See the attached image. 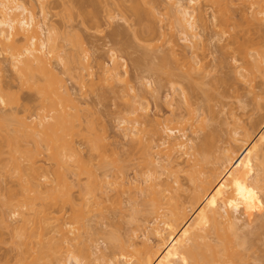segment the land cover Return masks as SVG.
I'll use <instances>...</instances> for the list:
<instances>
[{
  "label": "rangeland",
  "instance_id": "1",
  "mask_svg": "<svg viewBox=\"0 0 264 264\" xmlns=\"http://www.w3.org/2000/svg\"><path fill=\"white\" fill-rule=\"evenodd\" d=\"M28 1L29 0H27V5L30 2V1L29 2ZM33 1H34V3L31 4V2H30V5H28L29 6L28 8L32 10V8L30 6L35 4L36 10H34L35 8L33 6V8H34L33 12L37 15V18L38 19L40 17L43 18V15L46 14L48 24L50 25V28L48 30L49 32L44 31L43 34L41 33V35L44 36L45 33L51 34V37L52 36L54 37L53 38L54 42L56 41L55 38H57L58 45L56 43L55 44L59 47V48L58 47L57 48L59 49V52H60L59 53L57 50V53L61 55L62 53L65 52L63 54L65 57L63 55L62 56L59 55V57L56 54H55V56L53 55L54 57L52 56V59H54L55 62L52 59H51V62H52V64L54 63L53 65L55 67H57L58 72L61 73L59 75L61 77L63 76L62 78L66 80L65 82H67L66 84H68V88L70 89V92L73 95L71 97H73L74 100L71 98L72 100L70 99L71 100L70 101L69 100L70 97L65 98L66 95L63 96L62 94L60 95L61 97L57 95V98L60 97V99L54 98V97H56L55 93H53L54 97H52V100L54 102L58 101L57 103L59 104V106L60 107L63 106L62 110H64V108H65L64 111H62L61 109H60L61 111L58 110V113L62 114V115L65 114L64 116H66V119L68 120L69 127H71V124H72V127H71L72 130L69 129L70 132H67V134L69 133L68 134L69 137L66 136L67 134L65 135L66 139H67V137H68V139L65 140V138H64V140H65V144L63 145L64 151L66 149L70 154L69 155L65 151L66 155L64 157V159H65V162H63L64 165L60 164V166H57L59 164V161H60V163H62L61 160L53 161V158L51 159L50 158L51 156L50 155H49L50 157L48 156L49 152L45 151V150H47L46 147L44 148V152H43V149H41L43 154H41L42 152H39L40 150H38L37 152L34 151L33 154H35V156L38 159L34 160V157H33L30 160H27V156H25V157H21V159H23L22 162L24 161V158H25L26 161L24 163H26V162L28 163L29 161H30L29 163H32L31 160L33 159L36 162V163L34 162L35 163L34 165L36 167H38L40 171H43L45 169L44 171H46L48 173L47 174L46 172L43 173V172L38 171L39 173H42L40 175H42L43 178H46L43 176V174L47 175V176L51 174L48 177V179H49V181L52 180V182H54V184L56 182L58 183V181L60 179V181H62V182L59 181V183H61L60 187L64 188V189L63 188L62 189H63V191H65L67 197L68 198H72V197L75 198L73 207H74V210L76 209L75 211H77V209L82 208L80 206L81 203H80V188H79L81 178L79 179V177H81V176L83 178H85V177H84V175H81L80 173L78 174V172H79L78 168H79L80 164L84 163L83 159L85 160V162H87L91 158L92 161L90 159L89 162L91 161V163H94L93 165H97L99 167L98 172L108 171L107 173H109V175L112 176V175L116 174L117 169L115 168V170H114L113 166H115V165L113 163L110 164L109 162L113 161L114 158H117V159H119L121 164L125 165V167H126L125 168V174H126L127 178L130 179V181L135 182L138 179L141 181L143 179H147V177H146L147 173H144V172L150 171V170H147L148 168L149 169L151 168V170H153L158 165L157 164L156 165H150V167H148L147 166L148 164L145 162L146 159L142 160V158H141L142 154H145L144 153L145 151L143 152V150H145V149H143V146L146 145L148 142H150V139H152V138H154V139H152V140H154L153 143H156L155 139H158V140L160 139V138H158V135H157L158 133L156 132V128L158 126L156 124L154 127V124H155L154 122H157V120L165 119L162 122L167 123V121H166L167 118L173 117L172 114L176 113L178 121L180 122V120H182V121L184 120V122H180V123L176 122L178 124H176V123L171 124L170 123L168 126L170 127V125L174 124L173 127H175L176 125H178L179 127H182L180 131L184 132L187 135V138L194 139L193 140V141H195L194 143L198 144L199 146L202 147V149H204V153H205V155H207L209 157V159H210L211 154L207 153V151L211 152V153L214 152L213 153L214 156L211 155V159H213V160L210 159L211 163L209 161V163L205 164L207 166V169L205 168L206 167L205 165H204L205 167H203V169H205L204 170L205 171V173H204L205 177H206V175L209 174L211 176V178H210V176H208L210 178V179L209 178L208 179L212 180L213 179L212 176L215 177L214 174H216V176H217V172L213 173V171L219 170L218 173L221 172V170H220L221 166L224 164L222 166V172H224L226 174H224L225 176H223V173L221 172L220 176H217L218 180L219 181L223 180V182H227V186L231 187L232 189H233V187H235L236 188V190L234 189L235 191L238 190L236 192L237 194L234 195L232 193L231 188L230 189L227 188L228 190H231L230 192L229 191L228 192L232 193V195H234V197H230V194H229L228 198L230 199V201L226 202V206L227 205H229V206L227 208L226 207L225 208L229 211V213H231L235 217L239 218L240 222L242 224H247V225H245L246 227H243L244 229H241V231H243V232L245 231L247 233L244 236L245 239H247V237L249 240L251 239L250 241L247 240L249 242L246 244V246L248 248L247 250H249L248 254L251 252L249 254V257L250 256L251 257L248 258V254L245 251L244 257L246 259L242 255L237 256V255H239V253L234 256V259L236 260V258H237L238 261H241V263H243V264H247V263L248 264H264V224H263L264 223V188H263L264 187V127L262 129L259 128L260 130L257 129L258 127L264 126V124H262L264 122V118H262V117H264V74H263L264 69L262 68L263 71H261V69H258L259 67H262V65H264V60H263L264 58H262L263 54L261 53V50L264 53V14H263L264 13V0H228V1L227 0H221V2H220V0H214V1L213 0L212 1L211 0H193V2H192L193 4L191 3V5L189 4L190 3L189 0H182L184 4L186 3V5L187 4H188V6L190 5L189 8L191 9V12L193 13V15L195 12L194 16H196V17L195 18L193 17V18L194 19L198 18L196 20H193V21H196L197 26H198V28L196 26V30H195L196 34H198V35H196V37H195L196 40H195V38L193 39V41L195 40V43L192 40L188 39L194 43V44L190 43L193 45H195L198 42L196 44L197 46L195 45V47H193V46L191 47V45L189 44L190 41H188L186 43V41L184 40L185 36L183 35V33L181 34V32H180V30L182 31V28L180 29V27H181L180 22H178L177 18L175 19V17H172V16H177V14L175 13L176 11L174 9L175 5L171 4L172 2L174 3L176 0H174V1L171 0V2H169L170 0H157V1L151 0V1H153V2H151L152 5H150L149 0H148L149 4L143 0L146 3V5L149 6V9L150 8L153 9L152 10L153 14H155L156 17L152 16L153 15V14L151 15L152 12L150 13L148 11L149 9H147L148 6L146 7L144 2H142V0H139L140 1L139 5H141L139 7L141 9L143 8V10H141V11H143V14H144L143 16L146 18L141 16L142 13H140L141 18H139V16L137 15L138 12H136V14L134 13L136 11L135 7H133V5L135 3L133 4L130 0H73V1L72 0H69V1L68 0H48V2L46 3L48 5V7L46 8V10H45L46 13L44 12V14H43V11L41 10V8L39 7L40 5L38 4V2L36 0H33ZM36 3L38 4V6ZM70 3H71V5H70ZM171 5H173L174 8L170 7ZM150 6H154L155 10H157V11H155L154 8L150 7ZM193 6H195V7L193 8ZM145 7H146V9H145ZM199 7H202V9L204 11H202V9H201V11H199ZM70 8H71V10H68ZM170 8H173L170 10L171 12L169 11ZM144 9L147 12H149L150 17H149V15L146 16L147 12H144L145 11ZM195 9H197V10H195ZM216 9H218V10L215 11ZM257 9L261 10V11L259 12ZM219 10L222 11L223 15L225 12V16L221 15L222 13H220ZM68 11L69 12L71 11V13H69ZM154 11H155V13H154ZM172 11L176 15L172 14ZM197 11L200 13L203 12L205 15L203 14L202 15L203 17L200 18L199 13ZM214 11H215V13L218 12L220 14L217 13L216 14L217 16H216L213 13ZM243 11H245L244 14L246 16L243 14ZM41 12H42V14H41ZM253 12L254 13L257 12V13L254 14ZM156 13H158V14H156ZM258 13H260V14H258ZM164 14H166V15H164ZM241 14H243V15H241ZM67 15H69L68 16L69 18L67 17ZM71 15H72V17H71ZM135 15H136V17H135ZM218 15L220 16L218 21H220V18H222V17H224L223 18L224 20L221 19L222 21H220V22L216 21L218 19ZM213 16H215V17L213 18ZM170 17H172V18H170ZM204 17H206L204 19V21H206V22H204L202 20ZM42 18H40V19H42ZM141 19L143 21H141ZM214 19H215V21H214ZM226 19L229 20V21H227V27L224 26V24L226 23L225 22ZM198 20H199V22H197ZM200 20H202L203 25L200 24L201 23ZM172 22H174L175 25L172 24ZM236 22H238V24ZM218 23H219V25H218ZM178 25H180V26H178ZM147 28H149V29L147 30ZM221 28H223V30ZM55 29H56V31H55ZM142 29H143V31H142ZM152 29H153V31H152ZM224 29L225 30L229 29V30H227L226 31L227 33H226ZM63 31H64V35L60 36V34H63ZM145 31H147V32L145 33ZM219 31L220 32L222 31L223 33L222 32L219 33ZM142 32L145 33V35ZM148 32H149V34H148ZM215 32H216V37H215ZM217 33H218V35H217ZM56 34L58 36H56ZM69 34L70 35L74 34L75 36L72 38ZM79 34H80V37H82V38L79 39L78 42H79V44L81 41L84 42V43L81 42V44L84 46H82L81 44L79 45L77 42V39L80 38ZM212 34H214L213 35L214 37L212 36ZM219 34L220 35L223 34V35L220 36ZM230 34H231V36H230ZM153 35H155V36H153ZM224 35H226V36H224ZM234 35L235 36L237 35V38L240 36L241 39L238 38V41H237L235 39V37H233ZM63 36L67 37V41H66V38H64ZM74 38L76 41L73 44ZM152 38H153V40H152ZM221 38L223 40H221ZM58 39L59 40L61 39V41L64 40L63 41L64 45ZM68 39H70L71 41ZM197 39H198V41H197ZM232 40H234V41H232ZM145 41H147V42H145ZM150 41L152 42V44ZM235 41H237L240 44H241L240 41H242V43L244 41V43L241 45L243 47H245L246 50H244L245 48H243V47L241 48V45L239 44L240 50H238V47L236 46L237 47V49H236L237 51H236L235 45H237L238 43ZM143 42H144V44H143ZM230 42L233 45L229 44ZM60 43L62 46H60ZM76 43H77V45H75ZM224 43L226 45L229 44L228 46L231 45L228 48V50H226L228 46L227 47H226V45L222 46ZM187 44H189V45H187ZM248 44H251L250 45L251 47H249ZM172 45H175V47H173V48H175L176 50L175 51L172 50L173 54L171 57L170 53H172L171 52V46ZM245 45H247V46H245ZM63 46H64V48H63ZM154 46L155 47L157 46V47L155 48ZM147 47L148 48L153 47L152 48L153 51L151 50V48L148 49ZM196 47L198 49H196ZM247 47H249V48H247ZM222 48H223V50H222ZM248 49H249V51H248ZM257 49H259V50H257ZM241 50H242V52L248 51L249 54H247L248 56H246L245 58H247V59L249 58L250 59L249 61H247V59H245V58L243 59V55H245V53H247V52H244L243 54H242V52H238ZM77 51H80V52H77ZM150 51H152V52H150ZM224 51H226V52H224ZM234 51H235V53H234ZM258 51H260V53H256ZM153 52H154V54H153ZM164 52H166V53H164ZM79 53H81V54H79ZM162 53H164V54L162 55ZM174 53H177V55ZM226 53H228V54H226ZM87 54H89V55H87ZM145 54H147V55H145ZM150 54H151V56H150ZM167 54H169V55H167ZM179 54L184 55L183 57L193 56L197 61H200L198 63L199 69L196 71V74L198 75V73H200V72H201V74L207 73L205 77L203 76V78H205L204 79L205 81L203 80V78H202V81L208 82V83L206 82L207 84L204 83L205 85H207L208 88L207 87L206 88H195V89L188 88L189 86L185 85L188 82L186 81L187 83H185L184 80H182V82H181L179 77L177 78L176 75H175V77L173 75V77L170 80V78L167 79L165 74H163L159 70H158V72L162 73V75H164V76H161V74L156 72V70L158 69V66L160 65L159 63H161L160 62L161 56L159 57L157 55H162L163 57L166 55H167L166 57L169 56L168 61L171 57L172 63L174 62L173 63V66H175L174 69H176L177 64L175 63V61H173V59H174L173 56L174 55L178 56ZM237 54L239 56L241 54V57L236 58L235 55L237 56ZM77 55H79V57H77ZM113 55H114V57H113L114 59H112ZM260 55H262V56H260ZM8 56L9 55L7 54V52L5 53V51H0V59H1L0 60V66L2 67V70L0 69V86H2L1 88L6 87L4 89L9 92L6 94H10V95H7V96H10L9 100L8 101L6 100L8 102V103L6 102L7 105L6 104H4V106L2 105L3 108H2V110L1 109L0 110L3 113L6 112V113H9L10 115H11V113H10L11 111H12V113L14 112L11 115V117H13L15 115L13 117V119L11 117L8 118L9 115L8 116L6 115L7 118L9 119V122H11L12 120H13V122H15L18 119V122H21V123L23 122V125L24 124L27 125V123L24 121V120H26L25 118H27L29 120V122L32 119H34L35 121H33V122H35V123L31 122L27 126L24 125L26 127L25 128L22 124H19L17 122L11 124L7 121L9 123V124L7 123L8 127L6 125L7 130H6V127L4 130L0 129V148H1L0 152L3 153V154L0 153V156L2 157V158L0 157V161H1V165H0V181H1V183H0V195H2V197L4 195V188H5L6 184H9L10 186L12 184L13 185L15 184L16 186L12 185L13 187L11 186V188L12 189L15 188L17 190L19 189V181H18L17 174L13 173L14 171H12V169L15 165V161L11 162V164H7L10 161H12V159L14 160L13 155H15L17 153V151H16V153L13 154L14 150H12L10 145H9L8 137L10 138V137L15 136V134L18 133V132H15V129L20 130L22 128L23 130H22V132L19 131L20 132L19 134L24 135L25 137L29 136V138L26 137V139L28 140L27 141L25 139V137H23L22 140L23 141L25 140V141L24 142L23 141L18 142L17 145H18V147L22 146L21 151H24L25 148H23V147H27V148L29 147L30 150H29V148L28 149L26 148V150L32 152L31 147L33 148L34 146H36V143L34 142L35 143V145H34V143L32 142L35 140V138L32 136H36L37 138H39L42 135L41 134L42 132L40 133L41 135L38 134L40 128L38 129L35 126V124H37L36 120L38 122L39 119H41V120L44 119V117H45L44 115H46V116L48 115L47 119H45L46 122L43 120L46 124L52 120L50 117V115H52V113H49L48 109H47L48 107H46V105L51 101V99L45 101V99H47V98L43 97L44 93L42 94V90L40 91V89L37 87L30 89L31 87L29 88V82H27L28 83V85H27L26 81L24 80V82L26 83L25 84L23 82V79H21L22 76L19 77L20 74L18 75V73L14 70V68H12L11 63H9L10 60L8 59ZM154 56L157 58H155ZM232 56L235 58H233ZM253 56H260V60H259V57H257L258 59L256 61L255 60L256 57L254 58ZM2 57H5L7 60L5 58L2 59ZM60 57H61V59H60ZM62 57H64V58H62ZM183 57L180 56V58H183ZM222 57H224V58L222 59ZM118 58H120V59H118ZM158 58H159V63H157ZM56 59H58V60H56ZM59 59H60V61H59ZM116 59H117V64H118V67L120 70L118 68L114 70V68H113V65H115V63H113V62H115ZM237 59H240V60H237ZM261 59H262V62H261ZM111 60H114V61H111ZM181 60H183V59H181ZM254 60H255V62H257L258 65L259 64H261V65L255 66L256 63L254 62L255 65L253 64ZM258 60H259V62H258ZM119 61H122V62L120 63ZM227 61L229 63L231 61L232 62L229 64ZM241 61H245V62L240 63ZM82 62H83V65H82ZM111 62H112V64H111ZM224 62H226V63L223 64ZM248 62H249V64H248ZM89 63H90V65H89ZM220 63L223 65H221ZM245 63H246V65H245ZM151 64H152V66H151ZM169 64H170V61H169ZM202 64L205 66V68ZM231 64H232V66L230 67ZM171 65H169V66L171 67ZM183 65H185V62L183 63ZM243 65H245V66H243ZM76 66H78V67H76ZM84 66H86L87 68ZM156 66H157V68L154 70V68ZM242 66L245 69H246V67L248 68V66L249 67L255 66L254 68L250 67L251 69L253 68L254 70L249 69L250 70L249 72L252 71V73H250V77L252 75L253 78L251 77L250 79H248V77L247 78L242 77L243 80L241 79V75H238V74L240 72L241 73L246 72ZM236 67H237V70L239 71L238 74L236 72L237 70H235ZM239 67H240V69H239ZM81 68H82V70H81ZM255 68H256V70H255ZM67 69L70 71L65 72ZM111 69H113V70H111ZM185 69H187V68L185 67ZM200 69H201V71L198 72ZM204 69H205V71H204ZM202 71H204V72H202ZM253 71H256L257 73L253 72ZM236 74L238 75V77L236 76ZM107 75H109L108 78H107ZM197 75H195L196 78H197ZM39 76H37V77H39ZM125 76H126V78H125ZM218 76H220V77L222 76L223 79H226V78L229 79V80L226 79L224 82H226V81L228 82V81L232 80V82L230 81L231 83H233L232 86L230 88H228L227 82L226 83L223 82V83H221L222 85L217 84L218 87H222L224 84H226L222 88L214 87L215 85L213 84V81H214V83L216 81L218 82V80H215L214 78L216 77L218 79ZM43 77H40V79H42ZM127 77H128V79H127ZM201 77H198L200 82H202L200 80ZM165 79L167 81H165ZM174 80L176 81V82H174L176 87L180 88L179 85H181L183 87L186 86L185 92L186 93L189 92L188 95L191 97V98H189V100L191 99L190 101H188V102L186 101L187 103L184 101V96H183L184 94H182L180 91H178L179 88L176 91H172V88L170 89V86L172 87V85H173V87H174V84H172L170 86H169V84L173 83ZM179 80H180V82H179ZM126 81L130 82V84L132 86L129 83L127 84ZM170 81H172V82L170 83ZM183 81L185 84H183ZM195 82H198V81H195ZM200 82H199V84H201ZM209 83H212V85H214V86H212V85L210 86ZM229 83H228V85L231 84V83L230 84ZM162 84H164V86ZM126 85H128V87ZM201 87H203V85ZM205 95H208V96H205ZM62 96H63V98H65L67 100L63 101ZM133 97H135V99ZM17 98L19 101L17 100ZM59 100L61 101L60 103H59ZM129 100H130V103L128 102ZM170 100L173 101V104H170V103H172ZM74 101H76V102L78 101L77 102L78 105H76V103ZM44 102H45V104H44ZM63 102H65V103H63ZM189 103H190V105H189ZM1 104L2 103H0V105ZM131 104H132V106L133 105H135V106L132 107ZM169 104L174 105V106L170 107ZM184 104H187V105H184ZM48 105L50 106V103ZM59 106H58V108H59ZM128 106H129V109H128ZM136 106L137 107L139 106L138 107L139 110L137 113L129 115L128 114L129 112H128V113H126V115L128 117L131 116L133 119L137 118V120L139 121L137 127H138V131H140V134H139V136H137L138 134L136 133L134 136H132V137L130 136L127 138L126 136H124V133L122 130L124 128V127H122V125L123 126L125 125V124H123L122 119L126 116L125 115L126 111L135 110ZM186 106L189 108H187ZM42 107L44 109H42ZM125 108H127L128 110ZM191 108H192V110H191ZM66 109H67V111H66ZM172 110H174V112ZM192 111L194 112V114L192 113L194 116H192L190 113ZM139 113H141L140 116L144 115L143 118H139L140 117V116H138ZM22 116L23 117L25 116V118H23ZM16 117H17V119H15ZM48 118H49V120H48ZM202 118H204V119H202ZM10 119H11V121H10ZM141 119L142 120L144 119L146 121V123L145 122L143 123L144 120L141 121ZM260 119L263 121L262 123H261ZM150 120H152L151 123H150ZM199 120L203 121L204 124L201 123V121H199ZM257 120L258 121L260 120V123L262 124V126L257 125L258 127H255ZM43 121L41 122L43 124V126L41 125L42 127H44V125H45V123ZM175 121H177V120H175ZM205 121H206V123H205ZM71 122H73V123H71ZM254 122H256V123L253 124ZM32 123L34 125L33 128L36 127L38 130V133L36 132V130L31 128V126H29ZM75 123L78 126H76ZM192 123H193V125H192ZM200 124L204 125L203 129H202V125H200ZM206 124H208V125H206ZM252 124L254 125L255 128H251ZM258 124H259V122H258ZM38 125H40V123H38ZM73 125L79 129H77V128L75 129ZM42 127H41V130H44V128H42ZM183 127H184V130H182ZM73 128H74V130H73ZM178 129H180V128H178ZM33 130H34V132L37 133V135L36 134L33 135L34 134V132L32 133ZM80 130H81V132H80ZM246 130H247V133H245ZM248 130L252 134V137H251V134L248 132ZM76 131H78V132H76ZM235 131H237L238 133ZM1 132L3 133V135ZM73 132H75V133H73ZM13 133H15V134L13 135ZM23 133H26V134H23ZM30 133H32V135H30ZM78 133H79V135H78ZM155 133H157V134H155ZM211 133L214 135V137H212L213 135ZM248 133L250 135H248ZM19 134H16V135H19ZM73 134H74V136H72ZM76 134H77V136H76ZM177 134H180V132ZM207 134L208 135L210 134L211 136H208ZM141 136L143 137L144 140L146 139V142L144 141L146 144L144 142H142L140 144L141 141H139V140H141L140 139V138H142ZM207 136L210 139L212 138L211 142L209 141L210 139L208 140ZM148 137H150V138H148ZM204 137L207 139L205 140ZM90 138H91V140H90ZM236 138H237V140H235ZM147 140H148V142H147ZM207 140L210 143L214 142L212 144V146L208 145L209 142ZM96 142H97V144H96ZM158 142H160V141H158ZM66 144L68 145V147ZM93 144H94V146H93ZM142 144H144V145H142ZM44 145H45V143H44ZM6 146H7V148L9 147V149H7ZM42 146H40V148L44 147V146L43 147ZM72 147H74L76 150ZM94 147L96 148V150ZM97 147H99V148H97ZM207 147H208V149H207ZM34 148H33V150L37 149V147H36V149H34ZM144 148H145V146H144ZM209 148L211 150H209ZM213 148H215V149L212 150ZM10 149L12 152L9 151ZM20 149H21V147H20ZM77 149H79V150H77ZM106 149H107V151H106ZM205 149H207V151H205ZM8 152H11V153H9L10 155L13 154L12 158H10L11 156L8 155ZM79 152L81 155L79 154ZM101 152L102 153L104 152L103 156H102ZM232 152L235 154H233ZM74 153L75 154L77 153V154L75 155ZM6 154H7V156H6ZM23 154H24V152H23ZM232 155H235V158H236L237 163H238V165H236V164L235 165L239 167L238 168L239 172H237L238 170L237 171L233 170V173L228 171L230 169L231 165H230V163L228 164V161L226 158L230 159V156H232ZM29 156H30V154H29ZM66 156H68V157H66ZM40 157H42V158H40ZM73 157H75V158H73ZM102 157H105V159L107 158L105 160L106 162L109 161L108 163H106V162L104 163V164H106V166H104V164H103L104 161H103ZM144 157H145V155H144ZM184 157H187V158H184ZM190 157L186 156V155L180 157L179 161L177 162V163H179L178 166L175 165V169L173 168L175 171H177L176 167L179 169L177 171L179 184L178 185L175 184V185H176V187H178L180 185V188L178 189L179 191L176 190L175 193L178 197V200L183 201L181 205H177V206H181L179 208H182V209H179V208L178 209L180 211L186 210V212L190 216V217L188 216V218L190 219V222L192 221L191 223L188 224L189 226H191V229H189L190 227L188 228V225H187V228L190 231H185V229L183 227L186 228V226H180V228L178 230H179V232H182V231L185 232V233H183V232L182 233H183V236L185 235L184 239H186V240L188 239V237L190 235H193L192 237H189V239L190 240L192 239V241H193V237H195L194 242L196 240L197 242H195V243L197 245L203 247V248H206L207 244H209L210 241L212 242L214 240L215 241L213 243L215 245V243H219L220 240L222 239L223 241H221L219 243V245H221V244H223L222 242L225 241L224 239L226 237H224V236L231 234V232H229L228 229L226 230L225 227L223 228V226H225L227 224H225V222H223L222 219L219 221V223L215 224L214 221L210 218V216H208L209 218H205L207 215H209L208 212H206L207 213L206 216H205V213L201 214L202 211L205 212L204 210H202L203 204L199 205V204H201V203H199L198 205L200 207H198V205H197L198 202L196 204H195V202H194V204L191 203V201L193 202L192 198H193V195L195 193V188H194L195 183L191 181L190 176H192L193 172H198L197 170H199V172H200L201 170H200V167H193L192 162L194 160V157L192 156L191 157L192 160L189 161ZM28 158H30V157H28ZM235 158H233V159H235ZM40 159H41V161H40ZM66 160H68V161H66ZM214 160H215V162H214ZM37 161L38 162L40 161L41 163L42 162L43 163L39 164ZM57 161H58V163H57ZM89 162H87L88 166L90 164ZM2 163H5L6 165L5 164L2 165ZM67 163H68V165H67ZM87 163H86V165H87ZM74 164L76 167L74 166ZM107 164L108 165L110 164L108 166V168H107ZM208 164H210V165L208 166ZM7 165H8V167L9 166L10 167L8 168ZM12 165H13V167H12ZM41 165L44 166V169L41 168L42 167ZM189 165H190V167H189ZM84 166H85V164H84ZM90 166H91V164H90ZM153 166H156V167H153ZM212 166H217V168L219 167L220 169L217 170V168L215 169ZM105 167H106V169H105ZM209 167H210V169H209ZM5 168L11 169V172H7L9 170H7V169L5 170ZM49 168L51 171L49 170ZM59 168H60V170H59ZM72 168L75 170H73ZM231 168H233V166ZM235 168L236 167H234V169ZM47 169H48V171H47ZM62 169H65V171H68L67 172L68 174L64 170L62 171ZM206 170H207V172H206ZM210 170H211V173H210ZM60 171H62L63 173L62 172L60 173ZM163 171H164V174L163 175L161 174V178H160L161 180L164 179L163 177H165V179H166V177L169 176L170 168L166 166ZM150 172H148V173H150ZM6 173L7 174L10 173V175H12V176H9V175L7 176V175H5ZM141 173H143L144 175H142ZM212 173H213V175H212ZM234 173H235V176L238 175L236 177V179H235L234 175L232 176V174H234ZM59 174H62L63 176L60 175V178H59ZM65 175H67V176H65ZM201 176H203V175H201ZM40 177L41 176H39L38 179L41 181V183L42 182L44 183V181H45V184L47 185L48 180L44 179V181H43V178H40ZM69 177H71V178H69ZM142 177H143V179H142ZM226 177H227L228 181H224V180H226L225 179ZM50 178H52V179H50ZM82 181H84V180L82 179ZM232 182L234 183L233 187H232V184H233ZM229 183H232L231 186ZM45 184H44V186H45ZM64 184H66V185H64ZM135 184L137 185L138 182H136ZM9 185L8 186L6 185V188H8ZM67 185L70 187H68ZM136 185L135 186H134V184L131 185V187L126 190V192H122V193L119 192L118 189H108V193L102 195V200H101L102 205L100 206L101 208L98 209V208L94 207V211H93V208H91L93 212H91V213L89 212V214H91V217L89 216V220L82 219V216H81V220H80V218H78V217L76 218L73 216L74 220L76 222L73 221V218H72V222H70L71 221L70 218L72 217L71 215L73 214L72 207H70V204H68V203H65L63 205L61 204L59 207L62 209V211L58 212V214H55V215H58L60 217V221H63L62 219H64V221H66V223L68 222L69 225L66 226L67 225L66 224L65 225L66 228H64V230H66V234L68 233V235L65 234L66 235L65 236V235L59 234L57 231L55 232L56 226L60 223L59 220L58 221L55 220V223L54 222L51 223L50 228H52V225H54V227H55V228L54 227L52 228V229H54L53 230L54 233L51 229V231L47 235H51L53 233V234L60 235V236L62 235V237L65 236L64 240L61 237V241H59V242H62V240L65 241L64 242L65 245H63V247H66V245L69 246V247H66L67 252H69L68 248L70 249L71 247L73 248L72 251H74V249L76 252H78V250L81 251V253L83 255V257L81 258L82 264L86 263L85 262V261H87L86 258H88V261L89 260L91 261V264H109V263L110 264H137V257H138V254L140 252H142V255L147 253L151 257H156V253H160L163 251L164 253H162V254L165 255L167 250L169 251V249H170V244L172 245L173 244L172 242L175 241V240H171L170 235H171V233H172V235L174 233V236H175L176 233L173 232L174 230L172 231V229H171L172 227L170 228V226H172V224L167 222L168 219L165 220V217H162L161 219L164 222L159 218L158 219L160 221H158V219L155 218L156 215L151 214V213L148 214V209L150 208L148 201H147L148 191L146 192V190H145L144 192L141 193L139 189L135 188ZM224 185H226V184H224ZM227 186H225V187H227ZM144 195H145V197H144ZM69 196H72V197H69ZM218 200H220V199H218ZM216 202L219 203V201H217V200H216ZM79 203H80V205H79ZM146 203H147V205H146ZM179 203H181V202H179ZM190 203H191V205H189ZM236 203L238 204V209L235 208ZM98 205H100V204H98ZM194 205H196V206H194ZM75 206H76V208H75ZM145 206H147V208H145ZM185 206H188L189 208L188 207L186 208ZM191 206L193 207V212H192ZM194 207L196 210L194 209ZM216 207L219 208L218 205ZM200 208L202 211L199 210ZM220 208H221L220 210L223 211V204H222V206H220ZM139 209H141V210H139ZM203 209H205V207ZM196 211H197V213H196ZM77 212L80 214L79 211H77ZM77 214H76V216H78ZM197 214H199V217L201 215H203V217L205 216L204 219H203V217H200L201 218V220H200V218L197 217L198 216ZM69 216H71V217H69ZM196 219H199V220H196ZM205 219H206V223H205ZM156 220H157V222H156ZM169 220H170V218H169ZM3 221H5V218L4 219L1 218V210H0V264H17V263L19 264V262L17 261L18 251L15 250V248H17L18 246H17V243H15L16 239L14 238L15 235L17 236L19 223L16 221L15 217L11 218L10 216L8 217V219L6 218L5 223ZM8 221H9V224L7 223ZM52 221H54V220H52ZM145 221H146V223H145ZM179 221H180V219L178 220L177 223H179ZM161 222H163V223H161ZM220 222L223 223L222 224L223 226L221 225ZM2 223H4V224H2ZM80 223L81 224L85 223V225H81ZM87 223L88 224L90 223L89 226L91 225V227H89V228H91V231H89L87 229L86 230L89 231L91 234L90 233L86 234L84 232L85 226H86V228L88 227ZM138 224H140V226H142L143 228L139 227ZM181 224H182V222H180L179 225H181ZM190 224H192V225H190ZM5 225H7V227ZM200 225H201V228H200ZM155 227H158L159 230L156 231V233L152 234L150 229L152 230V228H155ZM219 227L221 228L220 230H218ZM145 228H148V230L150 231V239L151 240L148 244L144 243V238L142 236V233H143L142 231H144ZM56 229L58 230V228H56ZM182 229H184V230H182ZM64 230H63V232H65ZM133 230H134V232L131 233V231H133ZM180 230H182V231H180ZM199 231H201V232L199 233ZM219 231H221L220 235L217 233ZM61 232H62V230H61ZM186 232L189 234H187ZM226 232L229 234H227ZM243 232H242V234L240 232V234L242 236L244 235ZM255 233L257 235H253ZM131 234H136V235L134 236V238L130 239L129 236ZM221 234H223L222 238H221ZM258 234H260V235H258ZM47 235H46V238L48 237ZM246 235H248V236H246ZM186 236H187V238H186ZM218 236H220V237H218ZM229 236L232 237L233 234L229 235ZM68 237H70L71 239H69ZM113 237L118 238V241L116 239L117 242H115V243H118V248H116L115 243H114V247L116 250L115 249L111 250L114 252V253L113 252L111 253L110 249H107L106 246L108 245L107 243L110 244L111 241H112V243L114 242ZM67 238H68V240L66 242L65 239H67ZM111 238H113V240ZM216 238H218L219 240H216ZM253 238H255V239H253ZM11 239H12V241H11ZM48 239H51V238L49 237ZM166 239H168L167 241H169V242H167V243H169V245L167 243H165ZM227 239L228 238H226V240ZM57 240H59V238H57ZM186 240H185V242H186ZM227 243L229 244V242H227ZM228 244L225 243V244H223V246L226 245V247H228L227 246ZM167 245L169 248L167 247ZM109 246L112 247L111 245H109ZM166 247L168 248L167 250H166ZM220 247L222 249V245ZM235 247H237V246H235ZM238 247L234 248V249H238ZM251 248H253V249L251 250ZM156 249H157V252H155ZM223 249H224V247H223ZM148 251L150 253H148ZM67 252H66V255L68 254ZM166 255H167V257H166ZM166 255H165L166 259L168 257L171 258L170 251H169V254L167 252ZM246 255H247V257H246ZM241 256L243 257L242 260H241V258H242ZM110 257L111 258L115 257L116 262L113 261V263H112L111 261H109ZM239 257H241V258L239 259ZM113 258H112V260H114ZM169 258H168V261H170L171 264H178L177 261L169 259ZM244 259L249 260V261H245ZM87 264H90V262H88ZM238 264H240V262Z\"/></svg>",
  "mask_w": 264,
  "mask_h": 264
},
{
  "label": "bare ground",
  "instance_id": "2",
  "mask_svg": "<svg viewBox=\"0 0 264 264\" xmlns=\"http://www.w3.org/2000/svg\"><path fill=\"white\" fill-rule=\"evenodd\" d=\"M30 2H31V4H33L34 3V1L33 0H29ZM28 1V2H29ZM37 2H38V4L40 5L39 7L41 8V10L43 11V14H44V12L46 13V8L48 7V5L46 4L47 2H48V0H36ZM69 1V0H68ZM73 1V0H72ZM71 1V2H72ZM134 5H133V7H135V14H136V12H138L137 13V15L139 16V18H141L140 17V13H142V15L141 16H143L144 14H143V11H141V10H143V8L141 9L139 6H141V5H139V0H130ZM144 1H146V3H148L149 4V2H148V0H144ZM143 0H142V2H144ZM150 1V5H152L151 4V2H153V1H151V0H149ZM157 1V0H156ZM174 1V0H173ZM212 1V0H211ZM214 1V0H213ZM228 1V0H227ZM30 2H29V4L28 5H30ZM127 2V1H126ZM169 2H171V0L169 1ZM190 2V3H189ZM189 4L191 5V3L193 2V0H189ZM196 2V1H195ZM220 2H221V0H220ZM256 2V1H255ZM254 2V3H255ZM146 3L144 2V4L146 5ZM168 3V2H167ZM217 3V2H216ZM37 4V3H36ZM38 4H37V6H38ZM49 4V3H48ZM171 4H173V5H175V8L173 7V5H171L170 7H173L174 9H175V13L177 14V16H172V17H175V19L177 18L178 19V22H180V24H181V27H180V29L182 28V31L180 30V32H181V34L183 33V35L185 36V38H184V40L186 41V43L188 42V41H190V40H192L193 41V39L196 37V35H198V34H196V32H195V30H196V26H197V23H196V21H193V20H196V19H198V18H196V19H194L196 16H194L195 15V12H194V15H193V13L191 12V9L189 8V6H188V4L186 5V3L184 4L183 3V1L182 0H176L174 3L172 2ZM193 4V3H192ZM259 4V3H258ZM27 5V0H0V51H5V53L7 52V54L9 55L8 56V59L10 60V62L9 63H11V66H12V68H14V70L18 73V75H19V77L20 76H22V78L21 79H23V82H24V80L26 81V83L27 82H29V88L30 89H32V88H39L40 89V91L42 90V94L44 93V98L46 97L47 99H45V101L46 100H49V99H51V101L49 102L50 103V106L47 104L46 105V107H48L47 109H48V112L49 113H52V115H50V117H51V121H49V123H45L46 122V120L45 119H47V116L46 115H44L45 117H44V119H39L38 120V122H37V120H36V123L37 124H35V126L39 129V133H38V130H37V128L35 127V128H33L34 127V125H33V123H35V122H33V121H35L34 119H32L30 122H29V120L27 119V118H25V116L23 117V118H25L26 120H24L26 123H27V125L28 124H30L31 122H33L31 125H29V126H31V128H33L34 130H36V132L38 133V134H40L41 132V136L39 137V138H37L36 136H32V137H34L35 138V140L34 141H32L33 143L35 142L36 143V146H34L33 148L34 149H36V147H37V149L36 150H33V148L31 147V150H32V152H30V151H28V150H26V148L27 147H23V148H25L24 149V151H21L22 150V146H19L18 147V142H22L23 140H22V138L23 137H25L24 135H21V134H19L20 132L19 131H21L22 132V128L19 130H16L15 129V132H18V133H16V134H19V135H16L15 133H13V135L15 134V136H13V137H8V141H9V145H10V147H11V149L12 150H14V152H13V154H15L16 153V151H17V155L15 154V155H13V154H9V153H11L12 151H11V149L9 150V151H11V152H8V155L9 156H11L10 158H12V155H13V158H14V160L12 159V161H10L9 163H7V164H11V162H14L15 161V165H14V167H13V165H12V167H13V169H12V171H14L13 173H16L17 174V177H18V181H19V189L17 190V189H12L11 188V186L13 185H9V184H6L7 186L9 185V187L8 188H6V185H5V188H4V195H3V197H2V195H0V210H1V218L2 219H4L5 218V221H3L4 223L6 222V218L8 219V217L10 216L11 218L12 217H15L16 218V221L19 223V226H18V233H17V236L15 235V239H16V242L15 243H17V248H15V250L16 251H18V254H17V261L19 262V264H82L81 263V258L83 257V255H82V253H81V251H79L78 250V252H76L75 251V249H74V251H72L73 250V248L71 249H69L68 248V250H69V252H67V249H66V247H69V246H67L66 245V247H63V245H65V241H63L64 240V238H65V236L66 235H68V233L66 234V230H64V228H66V226H68L69 224H68V222L66 223V221H64V219H62L63 221H60V217L58 216V215H55V214H58V212H61L62 211V209L59 207L61 204L63 205V204H65V203H68V204H70V207H72V210H73V214L71 215V216H69V217H71L70 219H71V221L70 222H72V218H73V221L74 222H76L75 220H74V217H78V218H80V220H81V216H82V219H86V220H89V216L91 217V214H89V212L91 213V212H93L94 211V207L95 208H101L100 206L102 205L101 203H102V195H104V194H107L108 193V189H118V191L119 192H126V190L128 189V188H130L131 187V185H133L134 184V186L136 185L135 183L136 182H138V184L136 185V187L135 188H137V189H139L140 190V192L142 193V192H144L145 190H146V192L148 191V195H147V201H148V204H149V206H150V208L148 209V214H154V215H156V219H161L162 217H165V220L166 219H168L167 220V222H169V223H171L172 224V226H170V228L172 229V231L173 232H175L176 233V235L174 236V233H173V235H172V233H171V235H170V237H171V240H175L174 242H172L173 244V246L170 244V249H169V251H170V256H171V258H169V259H172V260H175V261H177L178 262V264H238L239 262H240V264H243V263H241V261H238V259L236 258V260L234 259V256L235 255H237L238 253H239V255H237V256H240V255H242L243 257H244V253H245V251L247 252V254H248V251L249 250H247L248 248H247V246H246V244L251 240H249L248 239V237H247V239H245V234H247L245 231L243 232V231H241V229H244L243 227H246L245 225H247V224H242L241 222H240V219L239 218H237V217H235L234 215H232L231 213H229V211L226 209L229 205H227L226 206V202H228V201H230V199L228 198V196H229V194H230V197H234V195L235 194H237L236 192L238 191H235L236 190V188L235 187H233V185H234V181L232 182V183H229L230 184V186H231V184H232V187H233V189L231 188V187H229V186H227V182H223V180H221V181H219L218 180V178H217V176H220V174H221V172H222V166L224 165H222L221 166V169L218 167L217 168V166H212L213 168H217V170L218 169H220L221 170V172H219L218 173V171H213L212 169V171H213V173H215V172H217V176H216V174H214V176L215 177H213L212 176V178L215 180L216 178V180L214 181L213 179L212 180H209L210 178H211V176L208 174V175H206V177H205V175H204V173H205V169H203V167H205L206 165L205 164H207V163H209V161H210V163H211V160H213V159H211V155H213L214 156V152L213 153H211V152H208L207 151V149H208V147H207V149H205V151H207V153H209V154H211L210 155V159H209V157L207 156V155H205V153H204V149H202V147L201 146H199L198 144H196V143H194L195 141H193L194 139H192V138H187V135L184 133V132H181L180 130H181V128L182 127H179L178 125H176L175 127H173L174 126V124L173 125H170V127L168 126L170 123L172 124V123H176V122H178V123H180V122H184V120L182 121V120H180V122L178 121V119H177V116H176V113L174 114L173 112H174V110H172L173 112V114H172V116L173 117H169V118H167V123L165 122V123H163L162 121L163 120H165V119H163V120H157V122H154L155 124H154V127H155V125L157 124V128H156V132L158 133H155V134H157L158 135V138H160L159 140L158 139H155V142L156 143H153L154 142V140H152V139H154V138H152V139H150V142H148V140H147V144L145 143L146 142V139L144 140L143 139V137L142 138H140L141 140H139V141H141L140 142V144L142 143V142H144L146 145H144V144H142V145H144L145 146V148H144V146H143V149H145V150H143V152L145 153V154H142V160H144V159H146L145 160V162L148 164H146L148 167H150V165H158L157 167L156 166H153V167H156V168H154L153 170H151V168L149 169H147V170H150V171H143L144 173H147L145 176L147 177V179H143V177H142V181L141 180H137V181H135V182H133V181H130V179H128L127 178V176H126V174H125V165L124 164H121L120 163V161H119V159H117V158H114L113 159V161H111V162H109V161H105L106 159H105V157H102L103 158V164L106 162V163H113L115 166H113L114 168V170H115V168L117 169V171H116V174H114V175H109V173H107L108 171H106V172H104V171H101V172H98L99 170V167L97 166V165H93L94 163H91V161H92V159H91V161L89 162V160L87 161V162H89L90 164H91V166H90V164H89V166H88V163L87 162H85V160L83 159V161H84V163L83 164H80L79 165V168H78V174L80 173L81 175H84V177L85 178H83L82 176L81 177H79V179H80V184H79V188H80V203H81V205H80V203H79V205L82 207V208H79V209H77V211H79L80 212V214L77 212V211H75L74 210V201H75V198L74 197H72V196H69V197H72V198H68L67 197V195H66V193H65V191H63V189L60 187V185H61V183H59V181H60V179H59V181H58V183L56 184H54V182H52V180H50L49 181V179H48V177L51 175H44L43 174V176L44 177H46V178H43L42 177V175H40V174H42V173H39L38 171H40L39 170V168L38 167H36L34 164L36 163L34 160H36V159H38L36 156H35V154H33L34 153V151L35 152H37L38 150H40L39 152H42V150L41 149H43V152H44V148L46 147V149L47 150H45V151H47V152H49L48 153V156L52 159L53 158V161H55V160H61V162L62 163H60V161H59V164L57 165V166H60V164L62 165H64V163L63 162H65V159H64V157H65V155H66V153H65V151L69 154V152L65 149V151H64V144H65V140H67L68 139V137H69V133L67 134V132H70L69 131V129H71V127H72V124H71V127H69V124H68V120L66 119V116H64V115H62V114H59L58 113V110H62V107L63 106H59V104L56 102H54L53 100H52V97H54L53 95V93H55V95H56V97H54V98H57V95L58 96H60L61 94L64 96V95H66L65 96V98H68V97H70L69 98V100L72 98L73 100H74V98L73 97H71V96H73L72 95V93L70 92V89L68 88V84H66L67 82H65L66 80L65 79H63L59 74H61V73H59L58 72V69H57V67H55L53 64H52V62H51V59H52V56L54 55L55 56V54L59 57V55L60 54H58L57 53V50H58V52H59V47L57 46L58 45V43H57V38H55V42H54V40H53V36L51 37V34H47V33H45V35L44 36H42L41 35V33L43 34V32L45 31H47V32H49L48 30H49V28H50V25L48 24V21H47V15L46 14H44L43 15V18L42 17H40V18H42V19H38L37 18V15L33 12V9L36 7L35 6V4L34 5H31L30 7L32 8V10L31 9H29L28 6ZM67 5V4H66ZM65 5V6H66ZM70 5H71V3H70ZM75 5V4H74ZM144 5V6H145ZM156 5V4H155ZM195 5V4H194ZM33 6H34V8H33ZM69 6V5H68ZM82 6V5H81ZM80 6V7H81ZM148 5H146V7H147ZM167 6V5H166ZM67 7V6H66ZM65 7V8H66ZM73 7V6H72ZM132 7V8H133ZM143 7V6H142ZM146 7H145V9H146ZM150 7H153L154 8V10H155V7L154 6H150ZM168 7V6H167ZM195 6H193V8H194ZM68 8V7H67ZM66 8V9H67ZM173 8H170L169 9V11L171 10V9H173ZM257 8V7H256ZM262 8V7H261ZM144 9V10H145ZM147 9H149V6H148V8ZM168 9V8H167ZM201 9H202V7H199V11H201ZM223 9V8H222ZM34 10H36V8L34 9ZM68 10H71V8L70 9H68ZM73 10V9H72ZM153 9L152 8H150L148 11L151 13V15L153 14V11H152ZM195 10H197V9H195ZM218 9H216L215 11H217ZM258 10V9H257ZM141 11V12H140ZM155 11H157V10H155ZM155 11H154V13H155ZM202 11H204L203 9H202ZM215 11L213 12L215 15L218 13H215ZM220 11V10H219ZM256 11V10H255ZM259 12L261 11V10H258ZM263 11V10H262ZM69 12V11H68ZM144 12H147L146 10L144 11ZM149 12H147L146 13V16H148L149 15ZM171 12V11H170ZM198 12V11H197ZM196 12V13H197ZM67 13V12H66ZM69 13H71V11L69 12ZM133 13V14H134ZM199 13V17L200 18H202L203 16V12H198ZM220 13H222V11H220ZM220 13H218V14H220ZM242 13V12H241ZM245 13V11H243V14ZM254 13V12H253ZM255 13H257V12H255ZM254 13V14H255ZM41 14H42V12H41ZM48 14V13H47ZM156 14H158V13H156ZM170 14V13H169ZM172 14H174V12L172 11ZM176 14H174V15H176ZM213 14V15H214ZM228 14V13H227ZM243 14H241V15H243ZM258 14H260V13H258ZM264 14V13H263ZM39 15V14H38ZM74 15V14H73ZM164 15H166V14H164ZM171 15V14H170ZM205 15V14H204ZM221 15H223V13L221 14ZM245 15V14H244ZM69 15H67V17H68ZM152 16H155V14H153ZM217 16V15H216ZM223 16H225V12H224V15ZM246 16V15H245ZM262 16V15H261ZM71 17H72V15H71ZM135 17H136V15H135ZM144 17V16H143ZM149 17H150V15H149ZM156 17V16H155ZM172 17H170V18H172ZM194 17V18H193ZM215 16H213V18H214ZM219 15H218V19L216 20V21H218L219 20ZM232 17V16H231ZM69 18V17H68ZM144 18H146V17H144ZM154 18V17H153ZM206 17H204L202 20L204 21V19H205ZM217 18V17H216ZM224 17H222V18H220V21H222V20H224L223 19ZM143 19V18H142ZM141 19V21H143ZM156 19V18H155ZM159 19V18H158ZM222 19V20H221ZM139 20V19H138ZM157 20V19H156ZM202 20H200L201 21V25H203L202 24ZM140 21V22H141ZM145 21V20H144ZM174 21V20H173ZM177 21V20H176ZM214 21H215V19H214ZM220 21H218V22H220ZM227 21H229V20H227L226 19V23L224 24V26H226L227 27ZM231 21V20H230ZM197 22H199V20L197 21ZM204 22H206V21H204ZM262 22V21H261ZM216 23V22H215ZM231 23V22H230ZM237 24H238V22H236ZM149 24V23H148ZM147 24V25H148ZM153 24V23H152ZM151 24V25H152ZM155 24V23H154ZM172 24H174V22H172ZM171 24V25H172ZM214 24V23H213ZM223 24V23H222ZM150 25V24H149ZM175 25V24H174ZM216 25V24H215ZM218 25H219V23H218ZM240 25V24H239ZM49 26V27H48ZM153 26V25H152ZM178 26H180V25H178ZM177 26V27H178ZM235 26V25H234ZM144 27V26H143ZM150 27V26H149ZM156 27V26H155ZM221 27V26H220ZM197 28H198V26H197ZM149 28H147V30H148ZM218 29V28H217ZM222 30H223V28H221ZM231 29V28H230ZM219 30V29H218ZM225 30V29H224ZM227 30H229V29H227ZM227 30H225V32L227 31ZM55 31H56V29H55ZM54 31V32H55ZM142 31H143V29H142ZM152 31H153V29H152ZM53 32V33H54ZM58 32V31H57ZM147 31H145V33H146ZM151 32V31H150ZM155 32V31H154ZM222 32V31H221ZM220 31H219V33H221ZM224 32V33H225ZM229 32V31H228ZM231 32V31H230ZM52 33V34H53ZM59 33V32H58ZM62 33V32H61ZM67 33V32H66ZM70 33V32H69ZM143 33V32H142ZM145 33H143L144 35H145ZM157 33V32H156ZM223 33V32H222ZM227 33V32H226ZM47 34V35H46ZM148 34H149V32H148ZM234 34V33H233ZM237 34V33H236ZM55 35V34H54ZM61 35H64V31H63V34H60V36ZM67 35V34H66ZM70 35V34H69ZM73 35V36H72ZM72 35H70L72 38L75 36L74 34H72ZM147 35V34H146ZM214 34H212V36H213ZM217 35H218V33H217ZM220 35V34H219ZM223 35V34H222ZM222 35H220V36H222ZM238 35V34H237ZM237 35L235 36H233V37H235V39L238 41V38L239 39H241L240 38V36L237 38ZM56 36H58L57 34H56ZM55 36V37H56ZM68 36V35H67ZM69 36V37H70ZM77 36V35H76ZM153 36H155V35H153ZM224 36H226V35H224ZM230 36H231V34H230ZM64 37V36H63ZM70 37V38H71ZM79 37H80V34H79ZM198 37V36H197ZM214 37V36H213ZM215 37H216V32H215ZM61 38V37H60ZM64 38H66V41H67V37H64ZM82 37H80V38H78L77 39V42H78V40L79 39H81ZM154 38V37H153ZM153 38H152V40H153ZM218 38V37H217ZM220 38V37H219ZM155 39V38H154ZM183 39V38H182ZM188 39H190V40H188ZM226 39V38H225ZM232 39V38H231ZM234 39V38H233ZM59 40V39H58ZM68 40H70V39H68ZM83 40V39H82ZM144 40V39H143ZM146 40V39H145ZM195 40H196V38H195ZM195 40L193 41L194 43H195ZM219 40V39H218ZM221 40H223L222 38H221ZM220 40V41H221ZM59 41H61V39L59 40ZM64 41V40H63ZM63 41H61V43H63ZM71 41V40H70ZM69 41V42H70ZM73 44L75 43V38L73 39ZM197 41H198V39H197ZM232 41H234V40H232ZM237 41H235V42H237ZM82 42V41H81ZM81 42H80V44H81ZM145 42H147V41H145ZM151 42V41H150ZM193 42H189V44L190 43H193ZM241 42V44H243L244 43V41H243V43H242V41H240ZM57 45H56V44ZM61 43H60V46H62L61 45ZM82 43H84V42H82ZM193 43V44H194ZM198 43V42H197ZM196 43V44H197ZM238 43V42H237ZM248 43V42H247ZM66 44V43H65ZM78 44H79V42H78ZM79 44V45H80ZM143 44H144V42H143ZM151 44H152V42H151ZM155 44V43H154ZM153 44V45H154ZM174 44V43H173ZM189 44H187V45H189ZM193 44H190L191 45V47L193 46V47H195V45H193ZM229 44H231V42L229 43ZM228 44V45H229ZM235 44V43H234ZM240 43H238L237 45H235V50L237 49V47H238V50H240L239 49V47H240V45H239ZM56 45V46H55ZM63 45H64V43H63ZM69 45V44H68ZM75 45H77V43L75 44ZM82 45V44H81ZM176 45V44H175ZM175 45H172L171 46V52L172 53H170V55H171V57H172V54H173V51L172 50H176L175 48H173V47H175ZM199 45V44H198ZM224 45H226L225 43L222 45V46H224ZM228 45H226V47L228 46ZM231 45H233V44H231ZM230 45V46H231ZM239 45V46H238ZM249 45V47H251L250 45L251 44H248ZM67 46V45H66ZM70 46V45H69ZM82 46H84V45H82ZM146 46V45H145ZM144 46V47H145ZM186 46V45H185ZM197 46V45H196ZM221 46V47H222ZM230 46H228L227 47V49L226 50H228V48L230 47ZM237 46V47H236ZM245 46H247V45H245ZM58 47V48H57ZM77 47V46H76ZM79 47V46H78ZM155 47V46H154ZM157 47V46H156ZM155 47V48H156ZM190 47V46H189ZM233 47V46H232ZM243 46L241 45V48H242ZM249 47H247V48H249ZM61 48V47H60ZM63 48H64V46H63ZM62 48V49H63ZM148 48V47H147ZM151 48V47H150ZM150 48H148V49H150ZM153 48V47H152ZM151 48V50L153 51V49ZM173 48V49H172ZM243 48H245V47H243ZM61 49V50H62ZM66 49V48H65ZM72 49V48H71ZM78 49V48H77ZM192 49V48H191ZM194 49V48H193ZM196 49H198L197 47H196ZM195 49V50H196ZM224 49V50H225ZM260 49V48H259ZM259 49H257V50H259ZM60 50V51H61ZM155 50V49H154ZM222 50H223V48H222ZM230 50V49H229ZM244 50H246V48L244 49ZM254 50V49H253ZM65 51V50H64ZM152 51H150V52H152ZM167 51V50H166ZM233 51V50H232ZM237 51V50H236ZM248 51H249V49H248ZM248 51H244V52H247V53H245V55H243V59L246 57V56H248L247 54H249L248 53ZM255 51V50H254ZM67 52V51H66ZM76 52V51H75ZM77 52H80V51H77ZM193 52V51H192ZM224 52H226V51H224ZM231 52V51H230ZM238 52H242V50L241 51H238ZM244 52H242V54L244 53ZM252 52V51H251ZM4 53V52H3ZM60 53V52H59ZM65 53V52H64ZM64 53H62L60 56H62ZM72 53V52H71ZM145 53V52H144ZM164 53H166V52H164ZM164 53H162V55L164 54ZM195 53V52H194ZM233 53V52H232ZM234 53H235V51H234ZM256 53H260V51H258V52H256ZM261 53L263 54V56H264V53L262 52V50H261ZM79 54H81V53H79ZM148 54V53H147ZM147 54H145V55H147ZM152 54V53H151ZM151 54H150V56H151ZM153 54H154V52H153ZM174 54H176L177 55V53H174ZM193 54V53H192ZM226 54H228V53H226ZM239 54V53H238ZM237 54V56L235 55V57L236 58H239V57H241V54H240V56ZM87 55H89V54H87ZM156 55V54H155ZM162 55H157V56H161L160 57V62L161 63H159V58L157 59V63H159L160 65L158 66V69L156 70V72H158V70L160 71V72H162L163 74H165V76L167 77V79L168 78H170V80H171V78L173 77V75H174V77H175V75H176V77L178 78L179 77V79L181 80V82H182V80H184L185 81V83H187V84H185L184 83V81H183V84H185V85H188L187 87L188 88H193V89H195V88H206L207 87V85H205V84H207L206 82H203L202 81V78H203V76L205 77L206 76V74L204 75V74H201V69L198 71V72H200V73H198V75L196 74V71L199 69V67H198V63L200 62V61H197L193 56H190V57H187V56H185V57H183L184 55H181V54H179L178 56H173V61H175V63L177 64L176 66V69H174L175 68V66H173V63H172V59H171V57H170V59H169V61H170V64H169V61H168V58H169V56L168 57H166L167 55H169V54H167L166 56H162ZM195 55V54H194ZM234 55V54H233ZM254 55V54H253ZM256 55V54H255ZM5 56V55H4ZM53 56V57H54ZM56 56V57H57ZM64 56V55H63ZM71 56V55H70ZM180 56L181 57H183V58H180ZM231 56V55H230ZM260 56H262V55H260ZM260 56H253L254 58L256 57V61H257V57H259V60H260ZM262 56V58H264ZM55 57V58H56ZM65 57V56H64ZM64 57H62V58H64ZM77 57H79V55H77ZM89 57V56H88ZM114 57V55L112 56V59H114L113 58ZM116 57V56H115ZM145 57V56H144ZM148 57V56H147ZM155 57V56H154ZM227 57V56H226ZM233 57V56H232ZM231 57V58H232ZM235 57H233V58H235ZM252 57V56H251ZM5 57H2V59H4ZM155 58H157V57H155ZM194 58V59H193ZM224 57H222V59H223ZM228 58V57H227ZM226 58V59H227ZM6 59V58H5ZM60 59H61V57H60ZM60 59H59V61H60ZM85 59V58H84ZM118 59H120V58H118ZM181 59H183V60H181ZM245 59H247V58H245ZM253 59V58H252ZM1 60V59H0ZM7 60V59H6ZM53 61H54V59H52ZM56 60H58V59H56ZM78 60V59H77ZM145 60V59H144ZM228 60V59H227ZM237 60H240V59H237ZM250 59L248 58L247 59V61H249ZM255 60L253 61V64H254V62H255ZM259 60H258V62H259ZM264 60V59H263ZM75 61V60H74ZM111 61H114V60H111ZM143 61V60H142ZM152 61V60H151ZM185 62V65H183V63ZM222 61V60H221ZM220 61V62H221ZM229 61V60H228ZM227 61V62H228ZM233 61V60H232ZM231 61V62H232ZM246 61V62H247ZM7 62V61H6ZM55 62V61H54ZM84 62V61H83ZM83 62H82V65H83ZM120 63L122 62V61H119ZM125 62V61H124ZM123 62V63H124ZM230 62V63H231ZM242 62H245V61H241L240 63H242ZM261 62H262V59H261ZM260 62V63H261ZM8 63V64H9ZM78 63V62H77ZM85 63V62H84ZM113 63H115V65H113V68H114V70L115 69H119V67H118V64H117V59L115 60V62H113ZM122 63V64H123ZM156 63V62H155ZM226 62H224L223 64H225ZM229 63V62H228ZM229 63V64H230ZM251 63V62H250ZM256 63V65L255 66H259V65H261V64H257V62H255ZM56 64V63H55ZM76 64V63H75ZM88 64V63H87ZM111 64H112V62H111ZM172 64V65H171ZM201 64V63H200ZM221 64V63H220ZM223 64H221V65H223ZM235 64V63H234ZM248 64H249V62H248ZM247 64V65H248ZM252 64V65H253ZM85 65V64H84ZM89 65H90V63H89ZM169 65H171V67L169 66ZM175 65V64H174ZM197 65V66H196ZM203 65V64H202ZM238 65V64H237ZM245 65H246V63H245ZM245 65H243V66H245ZM57 66V65H56ZM74 66V65H73ZM151 66H152V64H151ZM154 66V65H153ZM184 66V67H183ZM204 66V65H203ZM232 66V64L230 65V67ZM236 66V65H235ZM234 66V67H235ZM242 66V67H243ZM254 66V67H255ZM264 65H262V67H257L258 69H261V71H263L262 70V68L264 69V67H263ZM76 67H78V66H76ZM84 67H86V66H84ZM83 67V68H84ZM89 67V66H88ZM123 67V66H122ZM173 67V68H172ZM185 67L187 68V69H185ZM202 67V66H201ZM238 67V66H237ZM237 67H236V69L235 70H237ZM250 67H253V66H250ZM249 66H248V68L246 67V69L243 67V69H245V73H239L238 74V70L236 71L237 72V74L238 75H241V79H242V77L243 78H247L248 77V79H250L251 77H252V75H251V77H250V73H252V71L251 72H249L250 70L249 69H251ZM253 67V68H254ZM16 68V69H15ZM74 68V67H73ZM87 68V67H86ZM157 68V66L154 68V70ZM204 68H205V66H204ZM251 69V70H254V69ZM0 69L2 70V67L0 66ZM239 69H240V67H239ZM242 69V68H241ZM60 70V69H59ZM68 70V69H67ZM65 71V72H69L70 70H68V71ZM72 70V69H71ZM81 70H82V68H81ZM111 70H113V69H111ZM120 70V69H119ZM233 70V69H232ZM255 70H256V68H255ZM204 71H205V69H204ZM204 71H202V72H204ZM234 71V70H233ZM241 71V70H240ZM244 71V70H243ZM260 71V70H259ZM62 72V71H61ZM122 72V71H121ZM120 72V73H121ZM160 72H158L159 74H161V76H164V75H162V73H160ZM208 72V71H207ZM253 72H256V71H253ZM63 73V72H62ZM115 73V72H114ZM257 73V72H256ZM255 73V74H256ZM262 73V72H261ZM64 74V73H63ZM70 74V73H69ZM111 74V73H110ZM109 74V75H110ZM113 74V73H112ZM123 74V73H122ZM201 74V75H200ZM209 74V73H208ZM236 74V76L238 77V75ZM254 74V75H255ZM264 74V73H263ZM17 75V76H18ZM40 75V76H39ZM109 75H107V78L109 77ZM195 75H197V78L198 77H201L200 78V80L202 81V82H200L199 81V78L197 79L196 78V76ZM200 75V76H199ZM230 75V74H229ZM228 75V76H229ZM37 76H39V77H37ZM44 76V77H43ZM104 76V75H103ZM111 76V75H110ZM235 76V77H236ZM40 77H43L42 79H40ZM208 77V76H207ZM240 77V76H239ZM255 77V76H254ZM39 78V79H38ZM61 78V79H60ZM111 78V77H110ZM125 78H126V76H125ZM164 78V77H163ZM220 78V79H219ZM225 78V77H224ZM232 78V77H231ZM253 78V77H252ZM114 79V78H113ZM127 79H128V77H127ZM176 79V78H175ZM205 78H203V80H204ZM215 80H218V82L216 81L215 83H214V81H213V84L215 85H212V83H209L210 84V86L212 85V86H214V87H216V88H222L224 85H226V84H224L222 87H218L217 86V84L219 85H222L221 83H223L226 79H223L222 78V76L220 77V76H218V79L215 77L214 78ZM238 79V78H237ZM163 80V79H162ZM180 80H179V82H180ZM227 80H229V79H227ZM243 80V79H242ZM165 81H167L166 79H165ZM169 81V80H168ZM178 81V80H177ZM187 81V82H186ZM195 81H198V82H195ZM205 81V80H204ZM231 82H232V80H230ZM230 81H226L227 82V86H228V88H230L231 86H232V84L233 83H231ZM240 81V80H239ZM248 81V80H247ZM251 81V80H250ZM164 82V81H163ZM162 82V83H163ZM172 81H170V83H171ZM174 82H176L175 80L173 81V83H171V84H169V86L170 85H172V84H174ZM199 82L201 83V84H199ZM226 82H224V83H226ZM231 84H230V83ZM25 83V82H24ZM25 83V84H26ZM126 83L128 84H130V82H127L126 81ZM169 83V82H168ZM167 83V84H168ZM205 83V84H204ZM228 83L230 84V85H228ZM252 83V82H251ZM208 84V85H209ZM27 85H28V83H27ZM26 85V86H27ZM36 85V86H35ZM131 85V84H130ZM163 86H164V84H162ZM161 85V86H162ZM203 85V87H201V86ZM34 86V87H33ZM127 87H128V85H126ZM132 86V85H131ZM145 86V85H144ZM168 86V87H169ZM180 86V88L179 87H176L175 86V84H174V87H173V85H172V87L170 86V89L172 88V91H176L178 88H179V90L178 91H180L182 94H184L183 96H184V101L186 102H188V101H190L189 100V98H191L189 95H188V93L189 92H185V87L186 86H181V85H179ZM2 86H0V103H2L1 105H0V109L2 110V105L4 106V104H6L7 105V101L9 100V97L10 96H7V95H10V94H6V93H9L7 90H5L4 88H6V87H4V88H1ZM130 88V87H129ZM128 88V89H129ZM132 88V87H131ZM161 88V87H160ZM184 88V89H183ZM208 88V87H207ZM211 88V87H210ZM213 88V87H212ZM226 88V87H225ZM163 89V88H162ZM131 90V89H130ZM159 90V89H158ZM157 90V91H158ZM6 91V92H5ZM73 91V90H72ZM187 91V90H186ZM180 93V94H181ZM74 94V93H73ZM207 94V93H206ZM6 95V96H5ZM210 95V94H209ZM63 96H62V99H63V101H66L67 99H65V98H63ZM205 96H208V95H205ZM61 97V96H60ZM60 97H58L59 99H60ZM136 97V96H135ZM135 97H133L134 99H135ZM8 98V99H7ZM43 98V99H44ZM57 98V99H58ZM210 98V97H209ZM42 99V98H41ZM65 99V100H64ZM71 99V100H72ZM7 100V101H6ZM17 100H18V98H17ZM56 100V99H55ZM70 100V101H71ZM143 100V99H142ZM19 101V100H18ZM55 103H53V102ZM140 101V100H139ZM168 101V100H167ZM172 103H170V104H173V101L172 100H170ZM183 101V100H182ZM181 101V102H182ZM7 102V103H6ZM10 102V101H9ZM16 102V101H15ZM48 102V101H47ZM61 101L59 100V103H60ZM75 103H76V105H78L77 104V102L76 101H74ZM129 103H130V100L128 101ZM169 102V101H168ZM186 102V103H187ZM18 103V102H17ZM63 103H65V102H63ZM44 104H45V102H44ZM43 104V105H44ZM58 104V105H57ZM169 104V106L170 107H172V106H174V105H170ZM192 104V103H191ZM61 105V104H60ZM65 105V104H64ZM75 105V106H76ZM181 105V104H180ZM184 105H187V104H184ZM189 105H190V103H189ZM41 106V105H40ZM58 106H59V108H58ZM131 106H132V104H131ZM133 106H135V105H133ZM132 106V107H133ZM179 106V105H178ZM177 106V107H178ZM26 107V106H25ZM139 107V106H138ZM137 106L135 107V110H131V111H129L128 109H129V106H128V109L127 108H125V109H127L128 111H126L125 112V115H126V113H128L129 115H132V114H135V113H137L138 112V110H139V108H138ZM187 107V106H186ZM27 108V107H26ZM30 108V107H29ZM141 108V107H140ZM187 108H189V107H187ZM42 109H44L43 107H42ZM134 109V108H133ZM0 110V129L1 130H4L5 129V127H6V125H7V123L9 122V119L8 118H10L11 117V115L14 113H12V111L10 112L11 113V115L9 114V113H3L2 111ZM5 110V109H4ZM29 110V109H28ZM60 110V111H61ZM64 110H65V108H64ZM64 110H62V111H64ZM191 110H192V108H191ZM194 110V109H193ZM66 111H67V109H66ZM195 111V110H194ZM46 113V112H45ZM65 113V112H64ZM189 113V112H188ZM191 113V115L192 116H194L193 114H194V112L192 111V112H190ZM193 113V114H192ZM17 114V113H16ZM48 114V113H47ZM140 114L141 113H139V115L138 116H140ZM8 116V118H7V116ZM18 115V114H17ZM26 115V114H25ZM124 115V116H125ZM137 115V114H136ZM15 116V115H14ZM13 116V117H14ZM70 116V115H69ZM143 116L144 115H142V116H140L139 118H143ZM191 116V117H192ZM13 117H11L12 119H13ZM27 117V116H26ZM49 117V118H50ZM79 117V116H78ZM130 117V118H129ZM125 116L122 120V122H123V124H125L124 126L122 125V127H124L122 130H123V133H124V136H126L127 138L128 137H132V136H134L136 133L138 134L137 136H139V134H140V131H138V127H137V125H138V123H139V121L137 120V118H135V119H133L131 116ZM40 118V117H39ZM49 118H48V120H49ZM68 118V117H67ZM171 118V119H170ZM193 118V117H192ZM191 118V119H192ZM261 118V117H260ZM262 118H264V117H262ZM261 118V119H262ZM15 119H17V117L15 118ZM154 119V118H153ZM162 119V118H161ZM182 119V118H181ZM202 119H204V118H202ZM260 119V120H261ZM45 122H44V121ZM76 120V119H75ZM74 120V121H75ZM144 120V119H143ZM142 119H141V121H143ZM175 120H177V121H175ZM260 120L258 121L257 120V123L256 122H254L253 124H255L256 123V125H255V127H258L257 125H260V126H262V124H264V122L261 120V123H260ZM8 121V122H7ZM10 121H11V119H10ZM44 122L45 123V125H44V127H42L43 126V124L41 123V122ZM151 121L152 120H150V123H151ZM155 121V120H154ZM174 121V122H173ZM199 121H201V120H199ZM19 123V124H22L23 125V122L21 123V122H18V119L15 121V122H13V120L11 121V122H9V123ZM121 122V123H122ZM146 123V121L144 120L143 121V123ZM258 122H259V124H258ZM8 123V124H9ZM38 123H40V125H38ZM71 123H73V122H71ZM178 123H176V124H178ZM201 123H203L204 124V122L203 121H201ZM205 123H206V121H205ZM76 124V123H75ZM252 124V125H253ZM25 125V124H24ZM23 125V126H24ZM27 125H25V126H27ZM33 125V126H32ZM42 125V126H41ZM192 125H193V123H192ZM200 125H202V124H200ZM206 125H208V124H206ZM251 125V128H255L254 127V125L252 126ZM19 126V125H18ZM22 126V127H23ZM24 126V127H25ZM74 126V125H73ZM76 126H78L77 124H76ZM178 126V127H177ZM181 126V125H180ZM187 126V125H186ZM203 126L204 125H202V129H203ZM7 127H8V125H7ZM7 127H6V130H7ZM21 127V126H20ZM41 127L42 128H44V130H41ZM264 126H262V127H258L257 129H259V128H263ZM26 128V127H25ZM29 128V127H28ZM74 128L76 129L77 127H75L74 126ZM74 128H73V130H74ZM178 128H180V129H178ZM30 129V128H29ZM77 129H79V128H77ZM5 130V131H6ZM27 130V129H26ZM25 130V131H26ZM34 130L32 131V133L34 132ZM72 130V129H71ZM182 130H184V127H183V129ZM256 130V129H255ZM260 130V129H259ZM203 131V130H202ZM27 132V131H26ZM30 132V131H29ZM36 132H34V134L33 135H37V133ZM76 132H78V131H76ZM80 132H81V130H80ZM139 132V133H138ZM180 132V134H177V133H179ZM235 132H237V131H235ZM234 132V133H235ZM248 132H249V130H248ZM2 133V132H1ZM32 133H30V135H32ZM73 133H75V132H73ZM238 133V132H237ZM245 133H247V130H246V132ZM250 133V132H249ZM248 133V135H250ZM23 134H26V133H23ZM67 134V135H66ZM212 134V133H211ZM2 135H3V133H2ZM65 135L66 136H68L67 137V139H66V137H65ZM78 135H79V133H78ZM208 135V134H207ZM213 135V134H212ZM234 135V134H233ZM72 136H74V134L72 135ZM76 136H77V134H76ZM206 136V135H205ZM208 136H211L210 134L208 135ZM207 136V137H208ZM27 138H29V136H26ZM26 137H25V139H26ZM31 137V136H30ZM212 137H214V135L212 136ZM251 137H252V134H251ZM37 138V139H36ZM64 138H65V140H64ZM134 138V137H133ZM148 138H150V137H148ZM147 138V139H148ZM205 138V137H204ZM207 138H205V140H206ZM210 138L208 137V140H209ZM212 139V138H211ZM209 140L210 142L212 141V140ZM20 140V141H19ZM27 140V139H26ZM90 140H91V138H90ZM160 141V142H158V141ZM207 140V141H208ZM235 140H237V138L235 139ZM25 141V140H24ZM23 141V142H24ZM28 141V140H27ZM208 141V142H209ZM215 141V140H214ZM75 142V141H74ZM73 142V143H74ZM206 142V141H205ZM209 142V146L211 145L212 146V144L214 143V142H212V143H210ZM35 143H34V145H35ZM44 143H45V145H44ZM91 143V142H90ZM20 144V143H19ZM44 146H42V145ZM96 144H97V142H96ZM23 145V144H22ZM67 145V144H66ZM74 145V144H73ZM72 145V146H73ZM99 145V144H98ZM40 146H42L43 148H40ZM93 146H94V144H93ZM97 146V145H96ZM105 146V145H104ZM206 146V145H205ZM214 146V145H213ZM3 147V146H2ZM20 147H21V149H20ZM67 147H68V145H67ZM70 147V146H69ZM75 147V146H74ZM74 147H72V148H74ZM216 147V146H215ZM6 148H7V146H6ZM29 148V147H28ZM27 148V149H28ZM95 148V147H94ZM97 148H99V147H97ZM1 149V148H0ZM7 149H9V147L7 148ZM75 149V148H74ZM103 149V148H102ZM215 148H213L212 150H214ZM20 150V151H19ZM29 150H30V148H29ZM76 150V149H75ZM77 150H79V149H77ZM95 150H96V148H95ZM209 150H211L210 148H209ZM106 151H107V149H106ZM132 151V150H131ZM3 152V151H2ZM23 152H24V154H23ZM43 152L41 153V154H43ZM73 152V151H72ZM130 152V151H129ZM142 152V151H141ZM1 153V152H0ZM7 153V152H6ZM102 153V152H101ZM107 153V152H106ZM233 153V152H232ZM1 154H3V153H1ZM20 154V155H19ZM23 154V155H22ZM29 154H30V156H29ZM75 154V153H74ZM77 154V153H76ZM75 154V155H76ZM79 154H80V152H79ZM103 154H104V152L102 153V156H103ZM233 154H235V153H233ZM32 155V156H31ZM45 155V154H44ZM70 155V154H69ZM81 155V154H80ZM107 155V154H106ZM144 155H145V157H144ZM184 155H186V156H193L194 157V160H193V167H200V172H199V170H197L198 172H193L192 173V176H190L191 177V181L192 182H194L195 183V193H194V195H193V198H192V200H193V202L191 201V203L192 204H194V202H195V204L197 203V205L199 204V203H201V204H199V205H202V207L204 208L205 207V209H203L202 208V210H204L205 212H203L202 210H201V208L199 209V210H201L202 212H201V214L203 213H205V216H206V212H208V214L209 215H207L205 218H209L208 216H210V218L214 221V223L215 224H217V223H219V221L222 219L223 220V222H225V224H227V225H225V226H223L222 224L223 223H221V225L223 226V228L225 227L226 228V230L228 229L229 230V232H231V234H229V233H227V234H229V235H232L233 234V236L231 237V236H229V235H226V236H224V237H226V238H228L227 240H226V238L224 239L225 241L224 242H222L223 244H228L227 242H229V244L227 245L228 247H226V245H224L223 246V244H221L222 245V249H221V245H219V243L221 242V241H223L222 239L220 240V242L219 243H215V245H214V241H210V243L209 244H207V247L206 248H203V247H201V246H199V245H197L195 242H197L196 240H195V242H194V238L195 237H193V241H192V239L190 240L189 239V237H192L193 235H190L189 237H188V239L186 240V239H184L185 238V235L183 236V233H185V232H183L182 230H184L185 229V231H190L189 229H191V226H189L188 224L189 223H191L190 222V219L188 218V213L186 212V210L185 211H180L179 209H182V208H179V207H181V206H177V205H181L182 204V202L183 201H179L178 200V197H177V195H176V190H178L179 188H180V185L178 186V187H176V185L175 184H179V179H178V173H177V171L179 170L177 167H176V170L177 171H175L174 169H175V165H177L178 166V164L179 163H177L178 161H179V158L180 157H182V156H184ZM231 155V154H230ZM6 156H7V154H6ZM25 156H27V160H30L31 158H33L34 157V160L32 159L31 160V162L32 163H24L25 161H26V159L24 158V161L22 162V160L23 159H21V157H25ZM40 156V155H39ZM212 156V157H213ZM1 157V156H0ZM28 157H30V158H28ZM66 157H68V156H66ZM76 157V156H75ZM75 157H73V158H75ZM191 157H190V159H189V161H191L192 159H191ZM2 158V157H1ZM5 158V157H4ZM8 158V157H7ZM40 158H42V157H40ZM83 158V157H82ZM184 158H187V157H184ZM214 158V157H213ZM217 158V157H216ZM233 158H235V155H232V156H230V159L229 158H226L227 159V161H228V164L230 163V165H231V167L233 166V168H231L230 167V169L228 170L229 172H232L233 173V170L234 171H237L238 170V166H236V165H238V163H237V160H236V158L235 159H233ZM9 159V158H8ZM64 159V160H63ZM67 159V158H66ZM81 159V158H80ZM229 159V160H228ZM74 160V159H73ZM82 160V159H81ZM87 160V159H86ZM3 161V160H2ZM40 161H41V159H40ZM38 162L39 164H42L41 162ZM43 161V160H42ZM66 161H68V160H66ZM217 161V160H216ZM8 162V161H7ZM35 162V163H34ZM165 162V163H164ZM167 162V163H166ZM213 162V161H212ZM214 162H215V160H214ZM236 162V163H235ZM53 163V162H52ZM56 163V162H55ZM57 163H58V161H57ZM86 163H87V165H86ZM177 163V164H176ZM3 164H5V163H2V165ZM14 164V163H13ZM25 164V165H24ZM84 164H85V166H84ZM109 164V165H110ZM213 164V163H212ZM236 164V165H235ZM0 165H1V161H0ZM6 165V164H5ZM67 165H68V163H67ZM77 165V164H76ZM108 164H107V168H108V166H109ZM205 165V166H204ZM210 164H208V166H209ZM40 166V165H39ZM42 167L41 168H43L44 169V166L43 165H41ZM56 166V165H55ZM70 166V165H69ZM74 166H75V164H74ZM94 166V167H93ZM98 168H97V167ZM104 166H106V164H104ZM169 167L170 168V172H169V176H167L166 177V179H165V177H163L162 179L163 180H161L160 178H161V174L163 175L164 174V168L165 167ZM7 167H8V165H7ZM10 167V166H9ZM8 167V168H9ZM46 167V166H45ZM62 167V166H61ZM67 167V166H66ZM76 167V166H75ZM78 167V166H77ZM93 167V168H92ZM189 167H190V165H189ZM211 167V168H212ZM234 167H236L235 169H234ZM95 168V169H94ZM97 168V169H96ZM174 168V169H173ZM206 169H207V166L205 167ZM7 168H5V170H6ZM73 169V168H72ZM105 169H106V167H105ZM161 169V170H160ZM198 169V168H197ZM209 169H210V167H209ZM4 170V169H3ZM2 170V171H3ZM4 170V171H5ZM7 170H9V171H7V172H11V169H7ZM45 170V169H44ZM40 171V172H46V171ZM49 170H50V168H49ZM59 170H60V168H59ZM65 171V169H62V171ZM73 170H75V169H73ZM101 170V169H100ZM211 170H210V173H211ZM47 171H48V169H47ZM51 171V170H50ZM62 171H60V173L62 172ZM192 171V170H191ZM6 172V171H5ZM66 173L68 172V171H65ZM72 172V171H71ZM148 172H150V173H148ZM206 172H207V170H206ZM237 172H239V170L237 171ZM12 173V174H13ZM47 173V172H46ZM63 173V172H62ZM75 173V172H74ZM213 173H212V175H213ZM223 173V176H225L224 174H226V173H224V172H222ZM236 173V172H235ZM235 173L234 174H232V176L234 175V177H235V179H236V177L238 176V175H236L235 176ZM39 174V175H38ZM48 174V173H47ZM68 174V173H67ZM77 174V173H76ZM142 175H144L143 173H141ZM140 174V175H141ZM219 174V175H218ZM5 175H9V176H12V175H10V173L9 174H5ZM14 175V174H13ZM60 175L61 176H63L62 174H59V178H60ZM201 175H203V176H201ZM39 176H41L40 178H43V181H44V179L45 180H48V186L45 184V181H44V183L42 182L41 183V181L38 179L39 178ZM65 176H67V175H65ZM69 176V175H68ZM208 176H210V178L208 177ZM14 177V176H13ZM233 177V178H234ZM6 178V177H5ZM12 178V177H11ZM69 178H71V177H69ZM145 178V177H144ZM209 178V179H208ZM224 178V177H223ZM231 178V177H230ZM232 178V179H233ZM50 179H52V178H50ZM82 179L84 180V181H82ZM220 179V178H219ZM226 180H224V181H228V179H227V177L225 178ZM15 180V179H14ZM64 180V179H63ZM160 180V181H159ZM230 180V179H229ZM236 181V180H235ZM17 182V181H16ZM60 182H62V181H60ZM72 182V181H71ZM224 184H226V185H224ZM0 183H1V181H0ZM5 183V182H4ZM18 183V182H17ZM16 183V184H17ZM47 183V182H46ZM73 183V182H72ZM145 183V184H144ZM236 183V182H235ZM43 184V185H42ZM44 184H45V186H44ZM71 184V183H70ZM3 185V184H2ZM15 185V184H14ZM13 185V186H14ZM64 185H66V184H64ZM175 185V186H174ZM4 186V185H3ZM12 186V187H13ZM16 186V185H15ZM68 186V185H67ZM225 186H227V187H225ZM68 187H70V186H68ZM75 187V186H74ZM2 188V187H1ZM227 188H231V190H232V193L234 194V195H232V193H229L231 190H228ZM264 188V187H263ZM235 189V190H234ZM2 190V189H1ZM179 191V190H178ZM229 191V192H228ZM73 194V193H72ZM178 194V193H177ZM232 195V196H231ZM119 196V195H118ZM144 197H145V195H144ZM74 198V199H73ZM218 199H220V200H218ZM224 201H223V200ZM216 200L217 201H219V203H217L216 202ZM181 202V203H179V202ZM189 201V200H188ZM216 202V203H215ZM185 203V202H184ZM191 203L189 204V205H191ZM67 204V205H68ZM95 206H94V205ZM98 204H100V205H98ZM144 204V203H143ZM222 204H223V211H221L220 209V206H222ZM228 204V203H227ZM231 204V203H230ZM98 205V206H97ZM146 205H147V203H146ZM185 205V204H184ZM188 205V206H189ZM198 205V207H200ZM219 206V208L218 207H216V206ZM69 206V205H68ZM97 206V207H96ZM188 206H185L186 208L188 207ZM194 206H196V205H194ZM79 207V206H78ZM144 207V206H143ZM226 207V208H225ZM75 208H76V206H75ZM91 208H93V211H92V209ZM145 208H147V206H145ZM179 208V209H178ZM184 208V207H183ZM185 208V209H186ZM189 208V207H188ZM235 208L236 209H238V204L236 203L235 204ZM191 209H192V212H193V207L191 206ZM194 209H195V207H194ZM101 210V209H100ZM139 210H141V209H139ZM143 210V209H142ZM188 210V209H187ZM196 210V209H195ZM146 211V210H145ZM57 212V213H56ZM182 212V213H181ZM184 212V213H183ZM195 212V211H194ZM78 213V214H77ZM145 213V212H144ZM187 213V214H186ZM196 213H197V211H196ZM199 213V212H198ZM76 214L78 215V216H76ZM80 215V216H79ZM198 216L197 217H199V214H197ZM74 216V217H73ZM190 217V216H189ZM200 217H203V215H201ZM199 217V218H200ZM204 217H203V219H204ZM62 218V217H61ZM75 218V219H76ZM169 218H170V220H169ZM158 219V221H160ZM164 219V218H163ZM180 219V221H179V223H177L178 222V220ZM52 220H54V221H52ZM55 220L56 221H60V223L56 226V228H58V230L54 227V225H52V228L54 227L55 228V232L57 231L59 234H62V235H65L64 237H62V235L60 236V235H56V234H53L54 233V229H52V228H50L51 227V223H55ZM162 220V219H161ZM196 220H199V219H196ZM195 220V221H196ZM200 220H201V218H200ZM163 221V220H162ZM171 221V222H170ZM73 222V223H74ZM79 222V221H78ZM77 222V223H78ZM148 222V221H147ZM154 222V221H153ZM156 222H157V220H156ZM164 222V221H163ZM163 222H161V223H163ZM166 222V223H167ZM180 222H182V224L181 225H179L180 224ZM201 222V221H200ZM4 223H2V224H4ZM8 224H9V221L7 222ZM6 223V224H7ZM11 223V222H10ZM72 223V224H73ZM145 223H146V221H145ZM205 223H206V219H205ZM1 224V225H2ZM67 224V225H66ZM71 224V223H70ZM81 224V223H80ZM88 224V223H87ZM86 224V225H87ZM90 224V223H89ZM89 224H88V227L86 228V226H85V230L87 229V230H89V231H91V228H89V227H91V225L89 226ZM264 224V223H263ZM66 225V226H65ZM81 225H85V223H83V224H81ZM139 225V227H142V226H140V224H138ZM143 225V224H142ZM170 225V224H169ZM187 225H188V228H187ZM190 225H192V224H190ZM220 225V226H221ZM229 225V226H228ZM6 227H7V225H5ZM10 226V225H9ZM179 226V227H178ZM180 226H186V228L185 227H183L184 229H182V230H180V231H182V232H179V228H180ZM227 226V227H226ZM230 229H229V228ZM9 228V227H8ZM12 228V227H11ZM143 228V227H142ZM149 228V227H148ZM148 228H145L144 229V231H142L143 233H142V236H143V238H144V243L145 244H148L149 242H150V231L152 232V234H154V233H156V231H158L159 229H158V227H155V228H152V230L150 229V231L148 230ZM200 228H201V225H200ZM50 229V230H49ZM51 229H52V231H53V233L51 234V235H47V234H49V232L51 231ZM170 229V230H171ZM188 229V230H187ZM221 228L219 227V229L218 230H220ZM8 230V229H7ZM10 230V229H9ZM61 230H62V232H61ZM63 230L65 231V232H63ZM84 230V232L86 233V234H88V233H90L89 231H85ZM194 230V229H193ZM223 230V229H222ZM221 230V231H222ZM225 230V231H226ZM139 231V230H138ZM204 231V230H203ZM202 231V232H203ZM221 231H219V232H217L219 235H220V232ZM224 231V230H223ZM258 231V230H257ZM11 232V231H10ZM132 232H134V230L133 231H131V233ZM171 232V231H170ZM169 232V233H170ZM201 231H199V233H200ZM240 232H241V234H242V232H243V236L240 234ZM187 233V232H186ZM216 233V234H217ZM225 233V234H226ZM252 233V232H251ZM91 234V233H90ZM130 234V233H129ZM128 234V235H129ZM187 234H189V233H187ZM46 235L48 236L47 238H46ZM57 237H56V236ZM136 234H131L129 237H130V239L131 238H134V236H135ZM222 235L223 234H221V238H222ZM235 235V236H234ZM250 235V234H249ZM253 235H257L256 233L255 234H253ZM258 235H260V234H258ZM59 236V237H58ZM216 236V235H215ZM246 236H248V235H246ZM51 238V239H48V238ZM55 237V238H54ZM61 237H62V242H59V241H61ZM169 237V238H170ZM218 237H220V236H218ZM234 237V238H233ZM18 238V239H17ZM57 238H59V240H57ZM69 239H71L70 237H68ZM68 238L67 239H65L66 240V242H67V240H68ZM113 238H114V240H113ZM113 238H111L114 242L112 243V241L110 242V244L109 243H107L108 245L106 246L107 247V249H110V252L112 253L113 251H111V250H114L115 249V247H114V243L115 242H117L118 241V238L116 237H113ZM186 238H187V236H186ZM259 238V237H258ZM110 239V240H111ZM116 239H117V241H116ZM199 239V238H198ZM213 239V238H212ZM253 239H255V238H253ZM168 239H166V242L165 243H167V242H169V241H167ZM185 240H186V242H185ZM216 240H219L218 238H216ZM247 240H249V241H247ZM11 241H12V239H11ZM227 241V242H226ZM253 241V240H252ZM13 243V242H12ZM64 243V244H63ZM69 243V242H68ZM113 245H112V244ZM213 243V244H212ZM168 245H169V243H167ZM218 244V245H217ZM15 245V244H14ZM109 245H111L112 247H110ZM166 245V244H165ZM168 245H167V247H168ZM209 245V246H208ZM115 246H116V248H118V243H115ZM235 246H239L238 247V249H234V248H237V247H235ZM166 247V250L169 248H167ZM223 247H224V249H223ZM18 249V250H17ZM148 249V248H147ZM152 249V248H151ZM240 249V250H239ZM253 248H251V250H252ZM116 250V249H115ZM160 250V249H159ZM250 250V251H251ZM169 251L167 250V252H168V254H169ZM66 252L68 253L67 255H66ZM155 252H157V249H156V251ZM160 252V251H159ZM166 252V253H167ZM79 253V254H78ZM114 253V252H113ZM148 253H150L149 251H148ZM162 253H164L163 251L162 252H160V253H156V257H151L150 255H148L147 253L146 254H143L142 255V252H140L139 254H138V257H137V264H171V262L170 261H168V258L166 259L165 258V255H166V253H165V255H163ZM251 253V252H250ZM249 253V254H250ZM249 254H248V258H250L249 257ZM81 256V257H80ZM115 256V255H114ZM241 256V257H242ZM166 257H167V255H166ZM241 257H239V259L241 258ZM243 257L241 258V260L243 259ZM246 257H247V255H246ZM113 258V257H112ZM112 258L110 257V259H109V261H111L112 263H113V261L114 262H116L115 261V257L113 258L114 260H112ZM245 258V257H244ZM246 259V258H245ZM244 259V260H245ZM86 260L87 261H85L86 263L85 264H87L88 262H90V264H91V261L89 260L88 261V258H86ZM16 261V262H17ZM236 261V262H235ZM245 261H249V260H245ZM243 262V261H242ZM18 264V263H17ZM110 264V263H109ZM248 264V263H247Z\"/></svg>",
  "mask_w": 264,
  "mask_h": 264
}]
</instances>
